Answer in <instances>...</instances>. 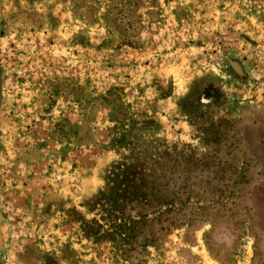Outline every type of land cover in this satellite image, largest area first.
I'll return each mask as SVG.
<instances>
[{
    "label": "rangeland",
    "instance_id": "374dc122",
    "mask_svg": "<svg viewBox=\"0 0 264 264\" xmlns=\"http://www.w3.org/2000/svg\"><path fill=\"white\" fill-rule=\"evenodd\" d=\"M75 1L0 0V264H264V0H160L137 48L107 50ZM107 91L112 112L89 103ZM123 114L157 124L132 152L110 144ZM173 145L165 234L162 209L100 193L123 157Z\"/></svg>",
    "mask_w": 264,
    "mask_h": 264
},
{
    "label": "trees",
    "instance_id": "16d2710c",
    "mask_svg": "<svg viewBox=\"0 0 264 264\" xmlns=\"http://www.w3.org/2000/svg\"><path fill=\"white\" fill-rule=\"evenodd\" d=\"M90 1L92 4L90 6L93 7L99 0ZM108 1L110 2L108 8L94 19L92 18L95 14L91 10L92 8H89L90 6L86 8V11H81L82 6L80 0L75 1V5L77 4V10L75 12L77 14L78 10L81 11L79 16L84 19L88 27H91L95 22L103 20L107 28V37L102 39L98 45H93L90 39L86 38L87 45L98 50H107L113 46L120 48L123 45L130 48H137L141 40V38L137 36L143 27L142 22H144L143 19L145 15V13H141L140 11L142 8H147V14H154L155 12L153 10L156 6H159L160 0ZM164 1L169 2L171 0ZM102 3L103 1H101L99 5L101 6ZM110 92L111 91H107L95 98L88 92L87 98L89 99V103L93 100L94 106L100 101L101 105L107 106L109 112H112V105H114L115 102L112 101L109 103L108 97L113 95ZM192 95L193 94H191V96ZM191 96H188L186 99H189ZM102 100H106L105 102L107 103L103 104ZM97 109L98 106L95 110ZM198 114L199 113H196V115ZM201 114H203V112ZM125 119H127L125 114L117 118L115 121L118 126H115L114 129L126 128V124L123 123ZM153 126H157L153 120H144L137 130L124 129L123 131L114 133L110 144L113 148L118 150L124 149L132 152V144L135 139L132 138L131 135L134 133L137 135L139 131H145ZM131 131L136 132L131 133ZM91 144L92 139L89 138L88 145ZM160 152L161 153L151 152L149 155V152L144 150L123 157L111 171V176L107 179L106 189L100 193V196L110 197L114 195L113 199L115 204L120 200H123V202L128 201L130 203H136L137 205L141 204L144 208L149 209L151 213H155L158 209H162L160 214L163 215L164 218L161 221L162 228H160V230L168 234L173 227H178L181 224L179 223V209L177 210L175 205L178 204V202H185L179 196L180 189L178 180L175 179L177 174H180L178 172V161L179 158H181V156H179L181 152L177 150L176 145H173L172 149L167 148ZM188 171L191 172V169ZM151 221H154V219ZM151 235V242H156L155 234Z\"/></svg>",
    "mask_w": 264,
    "mask_h": 264
}]
</instances>
